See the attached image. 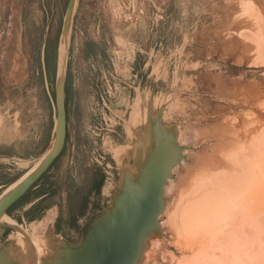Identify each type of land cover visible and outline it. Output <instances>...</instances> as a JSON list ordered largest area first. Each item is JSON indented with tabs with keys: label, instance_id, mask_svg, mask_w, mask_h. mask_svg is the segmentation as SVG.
Instances as JSON below:
<instances>
[{
	"label": "rangeland",
	"instance_id": "374dc122",
	"mask_svg": "<svg viewBox=\"0 0 264 264\" xmlns=\"http://www.w3.org/2000/svg\"><path fill=\"white\" fill-rule=\"evenodd\" d=\"M68 3L0 0V128L45 137L56 124L54 55ZM67 80L62 157L99 161L106 170L104 211L91 222L111 209L119 191L113 153L128 141L136 106L138 133L153 121L150 149L154 124L184 136L169 179L174 189L164 196L161 246L149 257V264H174L184 253L164 222L180 194L201 174L232 172L230 160L245 164L263 137L264 0H78Z\"/></svg>",
	"mask_w": 264,
	"mask_h": 264
},
{
	"label": "bare ground",
	"instance_id": "6f19581e",
	"mask_svg": "<svg viewBox=\"0 0 264 264\" xmlns=\"http://www.w3.org/2000/svg\"><path fill=\"white\" fill-rule=\"evenodd\" d=\"M77 5L78 0H75L72 11L66 16L65 31L60 40L57 76L60 102ZM152 119L157 120L153 116ZM140 123L141 115L136 106L127 125L128 141L125 145L117 147L113 153L121 173L119 188L123 193H127L136 185L135 180L141 175L143 164L147 160L146 154L150 151L148 132L153 125L148 122L145 134L142 135L137 131ZM169 129L173 139L172 149L175 150L171 155L177 159L185 151L184 136L173 126H169ZM55 134L56 138L49 153L28 175L11 187L0 198V202L41 169L60 146L64 130L59 122L56 123ZM246 159L245 164L244 159L241 162L230 160L232 172L210 177L199 174L195 180L192 177L190 185L187 183L188 189H183L184 193L181 192L178 202L167 214L164 222L175 235L177 245L184 253L180 259H173L174 264H264V133L259 144ZM132 161L135 162L134 165ZM170 183L168 181L164 188V196L168 195ZM173 189L170 186L169 191L172 192ZM116 200L120 202V196L116 195ZM12 225L18 229L19 235L17 244L13 245L12 254L20 255L27 261L32 259L40 263L41 256L52 251L51 243L32 237L15 223ZM163 228V221L159 218L144 236L140 256L142 264H149L153 251L160 248L158 233H161ZM153 259L152 256V263Z\"/></svg>",
	"mask_w": 264,
	"mask_h": 264
},
{
	"label": "crops",
	"instance_id": "0c3cea01",
	"mask_svg": "<svg viewBox=\"0 0 264 264\" xmlns=\"http://www.w3.org/2000/svg\"><path fill=\"white\" fill-rule=\"evenodd\" d=\"M55 125L45 137L15 126L0 128V198L49 153ZM64 150L65 145L41 179L0 216V250L10 242L17 244L18 229L12 223L34 238L61 246L82 240L91 217L104 211L105 168L99 161L84 164L69 159V163L62 157ZM94 173L89 188V174Z\"/></svg>",
	"mask_w": 264,
	"mask_h": 264
},
{
	"label": "water",
	"instance_id": "95a60500",
	"mask_svg": "<svg viewBox=\"0 0 264 264\" xmlns=\"http://www.w3.org/2000/svg\"><path fill=\"white\" fill-rule=\"evenodd\" d=\"M74 3L75 0H69L60 40L64 35L66 16L72 11ZM57 82L58 80L56 79V86ZM65 87L66 72L61 102L58 88L56 87L57 122L61 123L64 130L60 146L41 169L0 202V216L41 179L61 154L66 140ZM152 135L154 146L146 154L147 160L143 164L141 175L135 180L136 185L127 193L120 192L119 188L116 195L120 196V202H117L115 195L111 209L101 214L91 223L88 232L79 243L76 245L53 246L52 251L48 252L49 254L46 257L40 258V263L32 259L27 261L24 258L21 259V263L142 264L143 260H140V256L143 248V238L150 232L154 223L158 222L164 210V188L167 186L169 179L172 178L173 169L182 159V156L176 159L171 155V153L175 152L172 149L173 139L170 137V135L172 136L171 132L166 133L160 127L154 126ZM158 236H160V233H158ZM13 245L14 243L10 242L1 248L0 264H14L10 262L17 256V254H12Z\"/></svg>",
	"mask_w": 264,
	"mask_h": 264
},
{
	"label": "trees",
	"instance_id": "16d2710c",
	"mask_svg": "<svg viewBox=\"0 0 264 264\" xmlns=\"http://www.w3.org/2000/svg\"><path fill=\"white\" fill-rule=\"evenodd\" d=\"M47 58H49V55H47ZM57 59H58V48L56 47L55 55H54V60H55L56 64H57ZM68 89H69V81L67 80V82H66V96L69 95Z\"/></svg>",
	"mask_w": 264,
	"mask_h": 264
}]
</instances>
